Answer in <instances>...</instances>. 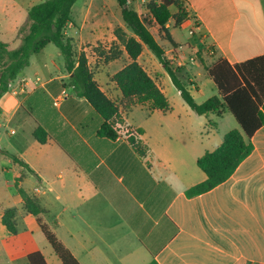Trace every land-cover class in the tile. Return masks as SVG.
Masks as SVG:
<instances>
[{
    "label": "crops",
    "instance_id": "0c3cea01",
    "mask_svg": "<svg viewBox=\"0 0 264 264\" xmlns=\"http://www.w3.org/2000/svg\"><path fill=\"white\" fill-rule=\"evenodd\" d=\"M33 1L18 0L12 8L26 13ZM185 6L216 53L200 52L192 63L198 40L188 35L183 45L171 30L172 43L167 42L175 55L165 52L174 67L183 68V82L202 104L218 96L207 72L214 63L235 66L264 57V0H185ZM79 32L101 34L92 26ZM50 46L32 57L0 100V264H29L34 252L47 264H61L39 219L80 264H264V126L251 139L252 154L228 181L188 198L186 191L207 179L198 159L216 150L230 131H242L233 114L199 116L188 105L176 109L168 94L173 82L155 61L154 71L152 63L142 62L145 47L138 62L172 110L121 107L118 139L100 138L102 118L76 94L60 50ZM121 53L97 72L89 63L102 91L118 103L122 93L112 77L129 63L123 47ZM203 76L209 98L206 83L198 81ZM64 89L68 97L57 106ZM197 94L205 100L198 102ZM14 123L19 130L10 129ZM38 127L49 135L46 144L34 137ZM131 129L142 131L136 137L148 148L146 157L130 144ZM22 192L38 204L39 216L28 212ZM11 210L15 234L3 222Z\"/></svg>",
    "mask_w": 264,
    "mask_h": 264
},
{
    "label": "trees",
    "instance_id": "16d2710c",
    "mask_svg": "<svg viewBox=\"0 0 264 264\" xmlns=\"http://www.w3.org/2000/svg\"><path fill=\"white\" fill-rule=\"evenodd\" d=\"M78 1L46 0L36 4L28 12L27 23L19 30L18 47L11 48L0 39V100L11 90L21 72L30 65L32 57L40 54L47 46L55 45L62 54L65 70L70 75L69 81L74 91L79 97L85 98L103 120L98 136L117 140L120 134L118 125L124 122L120 113L121 107L130 110L138 106H148L151 111L159 110L164 113L172 110L162 89L138 62L147 47L170 76L185 103L197 115L221 117L228 110L243 131H230L216 150L207 152L198 159V167L206 174L207 179L188 189L186 196L193 198L206 194L228 181L252 154L254 146L251 139L264 126V57L235 66L226 60L214 63L207 72L218 89V96L199 104L182 81L183 68L172 65L164 47L157 41L145 21L130 7L129 0H116L125 24L132 31L131 36L122 29L115 33L129 59V63L112 77L122 93V102L118 103L102 91L95 80L86 53H78L73 39L67 36L66 28L72 22V10ZM172 7L176 9L175 14L171 11ZM148 11L170 43L172 39L168 23L175 21L176 25L180 26L189 15L182 0H154L149 3ZM121 54L116 53L110 60L120 58ZM141 133L140 130L131 129L127 131V137L136 152L141 157H146L148 148L136 137ZM34 137L40 144H46L49 139L47 131L42 127L35 130ZM12 158L28 168L24 162L16 157ZM22 194L28 212L39 216L41 210L38 204L25 193ZM14 217L15 212L12 210L7 211L3 217L4 225L12 234L16 233ZM39 224L61 264H80L40 219ZM28 263L47 264L40 252L30 254ZM152 264L158 263L154 261Z\"/></svg>",
    "mask_w": 264,
    "mask_h": 264
},
{
    "label": "rangeland",
    "instance_id": "374dc122",
    "mask_svg": "<svg viewBox=\"0 0 264 264\" xmlns=\"http://www.w3.org/2000/svg\"><path fill=\"white\" fill-rule=\"evenodd\" d=\"M17 1L18 0H0V38L4 42L10 44L11 48H16L20 45V39L18 37L19 30L27 23L28 20V12H14L12 7ZM44 1L46 0H34L33 4L36 5ZM153 1L154 0H129V5L139 14L142 20L145 21L157 41L160 45H162V47H164L166 52H169V57L172 58L175 55L173 47L167 42L166 34L161 31L160 27L151 18L148 11V5ZM171 11L174 14L176 13L174 7L171 8ZM72 19L73 21L67 26L66 31L74 38L73 41L78 53L87 49L85 53L88 57L89 63L91 62V67L94 72H97V70L104 64H108L111 57L116 55V53L121 52L122 46H120L117 39L116 41H112V39L116 38L115 33L118 29H122V31L128 36L132 35L131 29L123 20L121 8L116 0H79L73 7ZM16 23H19V27L17 26V28L15 26ZM86 26L97 27L101 34L92 35L79 32ZM167 27L169 28V31L171 30L175 39L184 45L188 38L187 31L179 28L175 21H170ZM93 36H97L99 38L94 39ZM88 37H90L91 40H89ZM50 47L55 48L56 46L52 45ZM152 61H155V63L163 69L159 60L146 48L142 62L149 67V64L152 63ZM124 64H126V62H124ZM153 67L152 63L150 68L153 70ZM183 80L184 79H182V81ZM198 81L199 83H206L207 85L205 89L206 98L213 96L212 90L210 89V86H208L209 81L207 77H198ZM171 88L173 92L168 94L173 106L176 109H179L181 106L188 107L173 84L171 85ZM196 99L198 102H202L205 100V97L202 98L199 94H197ZM129 113L130 111L126 112V114ZM203 121H206V124L209 126L210 122L208 120ZM11 128L19 130L18 125L15 123L10 126V129Z\"/></svg>",
    "mask_w": 264,
    "mask_h": 264
},
{
    "label": "built area",
    "instance_id": "2783aa9c",
    "mask_svg": "<svg viewBox=\"0 0 264 264\" xmlns=\"http://www.w3.org/2000/svg\"><path fill=\"white\" fill-rule=\"evenodd\" d=\"M182 1L185 3V0H182ZM181 28L186 30L188 35L191 38H195L199 42V46L197 47L198 51L196 52V56L190 59L192 63L197 62V59H198L197 55L200 52H203L210 57H213L215 55L216 53L215 45L207 42V36L203 34L201 31H199V24L195 18L188 15L187 19H185L182 22ZM67 97H68V92L66 89H64L61 92V96L55 101V105L59 106L61 101L65 100Z\"/></svg>",
    "mask_w": 264,
    "mask_h": 264
}]
</instances>
